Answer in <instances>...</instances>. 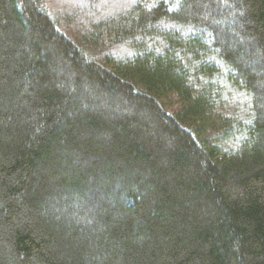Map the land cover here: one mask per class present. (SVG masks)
I'll list each match as a JSON object with an SVG mask.
<instances>
[{
	"label": "trees",
	"instance_id": "1",
	"mask_svg": "<svg viewBox=\"0 0 264 264\" xmlns=\"http://www.w3.org/2000/svg\"><path fill=\"white\" fill-rule=\"evenodd\" d=\"M56 2L0 0V264H264V0Z\"/></svg>",
	"mask_w": 264,
	"mask_h": 264
},
{
	"label": "rangeland",
	"instance_id": "2",
	"mask_svg": "<svg viewBox=\"0 0 264 264\" xmlns=\"http://www.w3.org/2000/svg\"><path fill=\"white\" fill-rule=\"evenodd\" d=\"M56 1H58V2H56ZM130 1V0H129ZM55 2H56V4H55V6L57 7V9L59 10V9H62L63 11H65L66 13H71V14H73L74 13V11L76 10V9H79V7H77L78 6V4H75V6H62L63 4L62 3H65L66 2V0H55ZM58 3V4H57ZM72 4V3H71ZM130 4H131V2H130ZM77 5V6H76ZM60 7V8H59ZM86 7H84V8H82V9H85ZM117 10V12H119V11H121L122 10V8H117L116 9ZM65 12H62V14H64Z\"/></svg>",
	"mask_w": 264,
	"mask_h": 264
}]
</instances>
